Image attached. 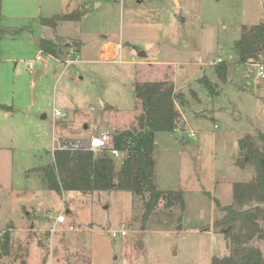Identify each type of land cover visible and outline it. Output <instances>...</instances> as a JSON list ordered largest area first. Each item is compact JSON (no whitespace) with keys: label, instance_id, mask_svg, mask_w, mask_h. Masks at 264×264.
Wrapping results in <instances>:
<instances>
[{"label":"rangeland","instance_id":"374dc122","mask_svg":"<svg viewBox=\"0 0 264 264\" xmlns=\"http://www.w3.org/2000/svg\"><path fill=\"white\" fill-rule=\"evenodd\" d=\"M178 1L179 13L173 0H0V103L8 106L0 108V242L3 230L10 237L0 264H211L228 252L213 227L222 214L217 198L227 203L231 184L253 172L235 161L238 139L264 144V78L238 62L233 42L242 25L263 18V0ZM82 8L76 21H39ZM39 38L58 41L61 51L80 44V59L65 67L61 55L41 52ZM106 39L122 47L115 62L99 59L97 41ZM37 53L45 65L35 64L44 67L35 76L27 61ZM219 54L228 64L224 81L210 64ZM164 78L182 95L181 117L176 129L156 134L154 176L159 189L182 190V213L143 219L141 199L127 189L45 187L35 169L52 162L54 137L87 144L95 133L135 125V82ZM201 78L214 84L213 95ZM54 109L65 115L54 118ZM124 157H111L115 174ZM60 210L66 220L50 235ZM121 229L125 235L112 236ZM252 243L264 256V241Z\"/></svg>","mask_w":264,"mask_h":264},{"label":"trees","instance_id":"16d2710c","mask_svg":"<svg viewBox=\"0 0 264 264\" xmlns=\"http://www.w3.org/2000/svg\"><path fill=\"white\" fill-rule=\"evenodd\" d=\"M264 9V0H263ZM84 14V9L40 17L42 25L55 26L62 21H76ZM58 41L41 38L39 48L42 53L60 57L62 51ZM233 48L241 64L261 61L264 63V17L259 23L248 28L242 26L240 36L234 40ZM228 64L215 63L214 70L221 80H225ZM201 81L213 95L214 84L206 78ZM136 104L140 111L136 123L129 128L112 132L111 146L125 154L117 174L112 158L106 150L96 155L89 149H55L52 162L37 167L46 188L57 193L64 190L90 192L111 188L127 189L142 201V218L153 211L169 212L177 208L181 213L185 208L182 190L159 189L154 177L153 151L158 132H171L180 120L177 103L181 104V93L167 78L153 81H137L134 84ZM0 108L8 106L0 103ZM238 156L235 161L240 167L249 165L254 170L252 178L232 183L233 203L221 206L222 212L213 222V227L223 235L228 252L213 255L211 264H264L260 248L253 239L264 241V144L255 147L249 135L238 139ZM147 194V196H146ZM257 204L247 208L236 207L249 202ZM0 246L8 249L9 234L3 230Z\"/></svg>","mask_w":264,"mask_h":264},{"label":"built area","instance_id":"2783aa9c","mask_svg":"<svg viewBox=\"0 0 264 264\" xmlns=\"http://www.w3.org/2000/svg\"><path fill=\"white\" fill-rule=\"evenodd\" d=\"M61 56L65 64V67H68L69 65L73 64L74 62L80 59L77 48L64 49L62 51ZM119 57H120V53L113 56L111 60L116 61ZM220 61H223V59L221 57H217L214 61H211L210 64L217 63ZM40 62L45 65L44 57L41 55V53H37L33 59L27 61L28 68L34 69L35 64H38ZM251 64L257 67V75L260 78H264V63L261 61H257ZM64 115L65 113L59 109H54L53 111L54 118L62 117ZM192 134L193 132H190V135ZM111 136H112L111 132L101 131L99 133H95L91 135L87 144L81 141H71L69 143H66V142L60 143L59 140L54 137L53 139H54V142H56V145H54L52 149V153L55 149H62V148L71 149V150H77V149L83 148V149H89L93 152H100L101 150L104 149L107 151L110 157H118L121 154V152L111 146L112 144ZM52 219H53V225L49 228V231H48L50 235L55 231H59V228H57L58 224H62L63 222H65L66 218L64 215V211L60 210L56 215L52 217ZM122 227H125L124 223L122 224ZM69 228L71 229L72 226L69 225ZM126 232L127 231L125 229H121L120 231H113L112 236L116 237L117 233H119L120 235H125Z\"/></svg>","mask_w":264,"mask_h":264},{"label":"crops","instance_id":"0c3cea01","mask_svg":"<svg viewBox=\"0 0 264 264\" xmlns=\"http://www.w3.org/2000/svg\"><path fill=\"white\" fill-rule=\"evenodd\" d=\"M174 1V3L175 4H177V9H176V12L177 13H179L180 12V10H181V5L179 4V1L178 0H173ZM263 3V2H262ZM97 5V4H96ZM264 17V16H263ZM63 22V21H62ZM60 23V22H59ZM57 25V24H56ZM255 25V24H254ZM254 25H252V26H254ZM44 26H46V25H44ZM242 26H246V25H242ZM252 26H249V27H252ZM246 27H248V26H246ZM241 32H242V27H241V29H240V34H241ZM239 34V35H240ZM103 38H106V36H103ZM41 38H39L38 39V45H39V40H40ZM53 41H56V40H53ZM63 45V44H62ZM40 49V48H39ZM78 49V52H79V50L81 51V49H80V44H79V47L77 48ZM121 49H122V47H121V45H120V43L119 42H115V41H113V40H111V39H106V40H102V41H97V53L99 54V59H101V60H104V61H107L108 60V55L109 56H115L116 54H118V53H120V51H121ZM107 54V56L106 57H103V55L102 54ZM109 53V54H108ZM140 53V51L138 52V55H140L139 54ZM142 54H143V56H145L146 54H145V52L144 51H142ZM52 56V55H51ZM54 57V56H53ZM111 57V58H112ZM218 57H221L222 59H223V61L225 60L224 59V57H223V55H221V54H219L218 55ZM228 57H230V56H228ZM239 58V57H238ZM111 60V59H110ZM117 61V60H116ZM115 62V61H114ZM146 62H149V60H147ZM145 64V63H144ZM215 64V63H214ZM246 64H249V65H252L251 63H246ZM246 64H243V65H246ZM44 66V65H43ZM42 68H44V67H36L35 68V71H34V73H35V76H38L41 72H42ZM174 88L175 89H177L175 86H174ZM135 105V104H134ZM177 108H178V106H177ZM2 109V108H1ZM112 129H114V128H112ZM78 141V140H77ZM254 175V170H253V172L251 173V176H250V178H252V176ZM155 177V176H154ZM250 178H248L247 180H249ZM157 179H156V177H155V181H156ZM242 181H246V180H242ZM232 185V184H231ZM213 197L214 198H216V196L215 195H213ZM217 200H218V203H219V205H221V206H226V205H230V204H232L233 203V198H232V186H231V198H229V200H228V202L227 203H225V204H222V202L221 201H219V199L217 198ZM217 208H218V206H217ZM48 232V231H47ZM45 234V233H44ZM39 235H40V237H42V233H39ZM50 264V263H49Z\"/></svg>","mask_w":264,"mask_h":264},{"label":"water","instance_id":"95a60500","mask_svg":"<svg viewBox=\"0 0 264 264\" xmlns=\"http://www.w3.org/2000/svg\"><path fill=\"white\" fill-rule=\"evenodd\" d=\"M138 247H139V248H142V245H141V243H139V244H138Z\"/></svg>","mask_w":264,"mask_h":264},{"label":"bare ground","instance_id":"6f19581e","mask_svg":"<svg viewBox=\"0 0 264 264\" xmlns=\"http://www.w3.org/2000/svg\"><path fill=\"white\" fill-rule=\"evenodd\" d=\"M103 56H104V57H106V56H107V54H105V53H104V54H103Z\"/></svg>","mask_w":264,"mask_h":264}]
</instances>
